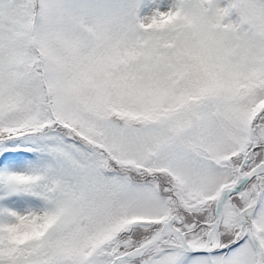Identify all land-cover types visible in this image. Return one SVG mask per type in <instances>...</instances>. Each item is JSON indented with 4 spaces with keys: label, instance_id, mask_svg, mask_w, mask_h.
I'll use <instances>...</instances> for the list:
<instances>
[{
    "label": "snow or ice",
    "instance_id": "snow-or-ice-1",
    "mask_svg": "<svg viewBox=\"0 0 264 264\" xmlns=\"http://www.w3.org/2000/svg\"><path fill=\"white\" fill-rule=\"evenodd\" d=\"M0 264H264V0H0Z\"/></svg>",
    "mask_w": 264,
    "mask_h": 264
}]
</instances>
